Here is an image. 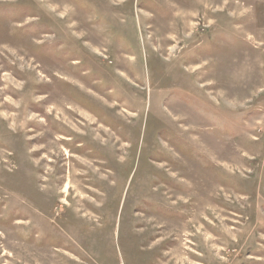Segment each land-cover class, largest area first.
<instances>
[{"label": "rangeland", "instance_id": "374dc122", "mask_svg": "<svg viewBox=\"0 0 264 264\" xmlns=\"http://www.w3.org/2000/svg\"><path fill=\"white\" fill-rule=\"evenodd\" d=\"M0 264H264V0H0Z\"/></svg>", "mask_w": 264, "mask_h": 264}]
</instances>
